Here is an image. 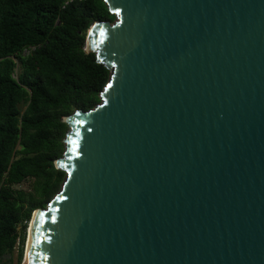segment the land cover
Instances as JSON below:
<instances>
[{
  "label": "water",
  "instance_id": "95a60500",
  "mask_svg": "<svg viewBox=\"0 0 264 264\" xmlns=\"http://www.w3.org/2000/svg\"><path fill=\"white\" fill-rule=\"evenodd\" d=\"M103 1L25 264H264V0Z\"/></svg>",
  "mask_w": 264,
  "mask_h": 264
},
{
  "label": "trees",
  "instance_id": "16d2710c",
  "mask_svg": "<svg viewBox=\"0 0 264 264\" xmlns=\"http://www.w3.org/2000/svg\"><path fill=\"white\" fill-rule=\"evenodd\" d=\"M114 20L103 0H0V260L13 254L16 226L60 191L64 118L99 104L110 78L84 51L87 31ZM27 180L28 190L15 189Z\"/></svg>",
  "mask_w": 264,
  "mask_h": 264
},
{
  "label": "built area",
  "instance_id": "2783aa9c",
  "mask_svg": "<svg viewBox=\"0 0 264 264\" xmlns=\"http://www.w3.org/2000/svg\"><path fill=\"white\" fill-rule=\"evenodd\" d=\"M35 49H36V47H34V46L28 47V49L24 51V55L30 53V51H34ZM23 225H27L26 233H25V239H26V237L28 235V229H29L30 222L23 221L22 223H19L16 226L17 238H16L15 246L13 248V252L16 254L17 257L20 254V252L22 253L23 247H24V243H25V240L23 242L22 239H21L22 234H23V229H22Z\"/></svg>",
  "mask_w": 264,
  "mask_h": 264
},
{
  "label": "rangeland",
  "instance_id": "374dc122",
  "mask_svg": "<svg viewBox=\"0 0 264 264\" xmlns=\"http://www.w3.org/2000/svg\"><path fill=\"white\" fill-rule=\"evenodd\" d=\"M15 72L18 74H20L19 69H16ZM21 109H24V105H21ZM32 181L27 180L25 181L22 185L15 187V189H19V190H28L30 188ZM34 213V212H33ZM31 223V222H30ZM30 226V225H29ZM27 237L25 239V243H24V247H23V251H22V261L21 264H23L24 259H25V255H26V243H27ZM16 254L13 252V254L11 256H5L0 260V264H7L8 260L11 258L14 264H17L16 261Z\"/></svg>",
  "mask_w": 264,
  "mask_h": 264
},
{
  "label": "bare ground",
  "instance_id": "6f19581e",
  "mask_svg": "<svg viewBox=\"0 0 264 264\" xmlns=\"http://www.w3.org/2000/svg\"><path fill=\"white\" fill-rule=\"evenodd\" d=\"M90 35H91V31L89 32V35L88 36H86L87 37V39H88V42H89V39H90ZM29 54V53H28ZM28 54H26V55H28ZM23 55H24V52H23ZM26 55H24V56H26ZM31 223H32V221H31ZM31 223H30V226H31ZM30 226H29V229H28V236H29V230H30ZM27 244H28V239H27V243H26V251H27ZM25 258H26V255H25ZM23 264H25V259H24V262H23Z\"/></svg>",
  "mask_w": 264,
  "mask_h": 264
}]
</instances>
